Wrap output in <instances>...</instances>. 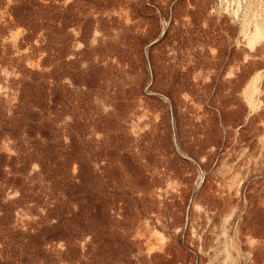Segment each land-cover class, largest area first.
Instances as JSON below:
<instances>
[{
	"label": "rangeland",
	"instance_id": "374dc122",
	"mask_svg": "<svg viewBox=\"0 0 264 264\" xmlns=\"http://www.w3.org/2000/svg\"><path fill=\"white\" fill-rule=\"evenodd\" d=\"M0 264H264V0H0Z\"/></svg>",
	"mask_w": 264,
	"mask_h": 264
}]
</instances>
